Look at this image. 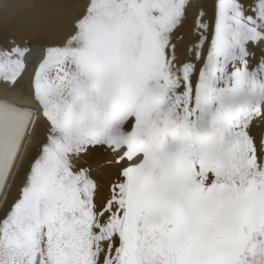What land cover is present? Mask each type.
<instances>
[{"label":"snow or ice","instance_id":"snow-or-ice-1","mask_svg":"<svg viewBox=\"0 0 264 264\" xmlns=\"http://www.w3.org/2000/svg\"><path fill=\"white\" fill-rule=\"evenodd\" d=\"M13 44L0 84L23 88ZM0 212V264H264V0H217L212 21L193 0H85L0 101Z\"/></svg>","mask_w":264,"mask_h":264},{"label":"bare ground","instance_id":"bare-ground-1","mask_svg":"<svg viewBox=\"0 0 264 264\" xmlns=\"http://www.w3.org/2000/svg\"><path fill=\"white\" fill-rule=\"evenodd\" d=\"M30 3L31 0H21V7L14 11L13 0H0V50L7 51L14 46L13 42L15 44L23 42V46L31 50V54L27 55L26 59L23 88H5L0 84V101L19 104L25 98L40 55L47 48L61 46L64 43L72 30L74 18L83 10L85 0H43L42 6L35 7L29 6ZM193 3L197 5V10L207 13L210 21L214 19L217 0H193ZM192 31L191 20H189L181 32L185 37L179 49L181 56H183L184 45L193 38ZM24 106L32 107L31 104ZM45 127L46 123H41L40 131L24 142L17 167L13 169V175L6 189L9 203L16 196L17 188L23 181L25 169L38 154ZM113 172L112 169H106L101 173L105 183L113 178ZM2 214L0 212V215Z\"/></svg>","mask_w":264,"mask_h":264}]
</instances>
